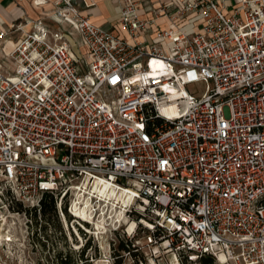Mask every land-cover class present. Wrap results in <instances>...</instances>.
Segmentation results:
<instances>
[{
    "label": "built area",
    "instance_id": "built-area-1",
    "mask_svg": "<svg viewBox=\"0 0 264 264\" xmlns=\"http://www.w3.org/2000/svg\"><path fill=\"white\" fill-rule=\"evenodd\" d=\"M115 1L0 28V249L49 195L73 264H264V0Z\"/></svg>",
    "mask_w": 264,
    "mask_h": 264
},
{
    "label": "rangeland",
    "instance_id": "rangeland-1",
    "mask_svg": "<svg viewBox=\"0 0 264 264\" xmlns=\"http://www.w3.org/2000/svg\"><path fill=\"white\" fill-rule=\"evenodd\" d=\"M186 30L190 31V26L186 27ZM69 42L73 52L82 56V52L78 49L74 41L68 37ZM203 86L199 85H187L186 89L188 91L202 89ZM33 223L31 229L34 230V227H38V224H41L40 235H43V239L38 236L37 230L35 234L27 238L22 231V222L19 219L15 220V224L9 223V228L12 233V241L9 244L4 245V248L0 249V264H63L60 260L59 255H68L69 249L67 248L68 242L64 241L62 234L59 231L62 229L61 223L58 220L55 212V207H50L46 205L45 211L41 209V221L39 220V213H32ZM34 218L37 219L36 223ZM134 224L132 223L129 226V229L133 228ZM122 243L125 244V241ZM97 249V246H96ZM120 250V249H119ZM117 253V252H116ZM69 256V255H68ZM94 256V261L89 264H112V261L107 259V254L105 252L96 253ZM148 257V256H147ZM70 263L72 261H79L78 254H71L69 256ZM85 259V256L81 257ZM90 257L88 256L87 259ZM167 254H161V257H158L154 262L152 259L147 258H137L134 255H128L123 253L121 258L115 260L114 264H141L139 261L142 260L143 264H167L168 262ZM68 261V262H69ZM84 264H88L85 262Z\"/></svg>",
    "mask_w": 264,
    "mask_h": 264
},
{
    "label": "crops",
    "instance_id": "crops-1",
    "mask_svg": "<svg viewBox=\"0 0 264 264\" xmlns=\"http://www.w3.org/2000/svg\"><path fill=\"white\" fill-rule=\"evenodd\" d=\"M46 4L37 6L33 0H0V28L8 29L12 23H17L27 20H35L41 17L42 12L49 10L52 2L55 0H47ZM88 8L80 4V9L84 14L90 17V20L104 28L116 29L117 19L119 18V6L115 0H84ZM29 27L25 26V30ZM63 30H72V26L68 23L62 25ZM20 31L12 34L13 37H18ZM148 40L149 37L145 36Z\"/></svg>",
    "mask_w": 264,
    "mask_h": 264
},
{
    "label": "trees",
    "instance_id": "trees-1",
    "mask_svg": "<svg viewBox=\"0 0 264 264\" xmlns=\"http://www.w3.org/2000/svg\"><path fill=\"white\" fill-rule=\"evenodd\" d=\"M50 205V207H55L54 206V201H53V198L51 197V196H49V195H45L43 198H42V207H41V209L43 210V211H45V208H46V205ZM119 248L120 249H122V248H125V246L124 245H119ZM68 255L70 256L71 254H73V253H71V252H69L68 251ZM68 255H66V253L64 254V255H59V258H60V260L63 262V264H69L70 263V258H69V256ZM80 257H82L83 256V253H81L80 255H79ZM69 261V262H68ZM206 262L207 261H205V264H206ZM74 262L72 261V263L71 264H73Z\"/></svg>",
    "mask_w": 264,
    "mask_h": 264
},
{
    "label": "bare ground",
    "instance_id": "bare-ground-1",
    "mask_svg": "<svg viewBox=\"0 0 264 264\" xmlns=\"http://www.w3.org/2000/svg\"><path fill=\"white\" fill-rule=\"evenodd\" d=\"M132 223L129 224V226L131 225ZM133 226V225H132ZM7 234H5L4 232V227L0 224V243H2V239L4 238V236H6ZM9 239V238H7Z\"/></svg>",
    "mask_w": 264,
    "mask_h": 264
}]
</instances>
